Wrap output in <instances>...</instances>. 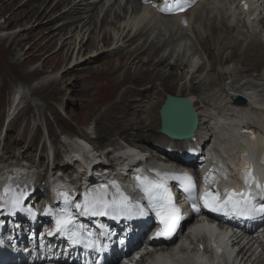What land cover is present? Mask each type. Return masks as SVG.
<instances>
[{
    "label": "rangeland",
    "instance_id": "rangeland-1",
    "mask_svg": "<svg viewBox=\"0 0 264 264\" xmlns=\"http://www.w3.org/2000/svg\"><path fill=\"white\" fill-rule=\"evenodd\" d=\"M40 1H44V5H41L43 2L41 3ZM58 1L0 0V32L11 30L5 32V34L10 33L11 36H4L0 33V80L1 75L4 73L3 71H5L10 80L14 78L16 85L13 86L14 84H12V86L20 92V95L22 89L29 90L34 95L43 97L46 103L45 107H40L39 111L35 113L33 112L34 109H29L22 102L21 105H24L23 109L19 115L14 116L13 112H11V104L15 88L10 85L11 83H7L8 79L6 78L4 81H0L3 83V87L0 89L1 160H4V156H2L3 151L5 156H9L10 158L24 155L25 159H32L35 163L40 145H42L44 164L46 163L47 158L44 152L45 150L48 151L49 148L48 144L46 146L45 143L43 144L47 139L37 125V117L46 119L49 142L58 147L59 150L62 149L59 140L60 136L66 135L78 139L86 138L83 131V127L85 126H87L86 129L92 131L97 127L98 137L91 140V146L93 147H97L95 145H98V147L101 145L102 147L107 144H118L117 137H122L129 143L145 146V141L139 140L136 142L133 131H127L125 135H119L123 128V123L118 118L113 117V114L120 113L122 105L126 107L129 103L133 102L136 106H144L143 109H137L136 114L139 111L143 112L145 109L146 113L142 116L146 117L149 115L146 122H150V126L153 127L154 122L158 121V115L155 114L157 111L153 110L154 107L151 108L153 103H158L159 100L162 103L164 93L188 96L187 94L196 92L197 86L200 88V90H197L199 94L197 102L201 100V103L208 107V118L203 121L209 127L212 142L215 141L217 134L216 131L212 132L211 129H215L217 116H220L219 112H223L226 115L227 111H229V107L224 105L228 94L220 90L226 82L231 83L230 98L235 87L237 88V85L243 82L240 77L238 79L241 81L232 78L230 81L218 82L221 77L219 76V71H217L213 72L211 76L208 74L209 82L201 81V78L194 77L198 85L194 83L195 81L191 83L185 82L184 74L181 80L172 81L170 78L165 79L166 72L170 67L167 69L160 68L159 58L155 60L156 63L153 62L154 59H148L147 51L149 49L146 52L144 51V47L147 44L144 41L147 40V36L141 37L139 42L134 37L130 44L124 43L127 38H123V41H116V38L125 35L127 31L130 32V35L134 34L129 28L123 29V26H125L123 19L133 18L130 13L136 5V9L140 10L138 6L139 0H128L127 3L118 0L115 4H113L115 0H110L111 3H108L109 1L106 0L97 7L96 12L93 10L92 13H90L91 5L87 6V8L81 6L79 10L80 17L72 20L69 19L70 17H65L59 19L60 21L55 19L49 25L47 24L49 21L68 10L73 3L75 4V0H71L69 3L56 5ZM109 4L112 6L109 7ZM107 9H109L108 15L103 16V12ZM124 9L126 12H124ZM86 16H91V19L88 21ZM3 21L5 22L4 25H2ZM120 22L122 26L119 25ZM62 26L63 31L59 32L57 30L52 37L53 31ZM212 26L217 27L215 24H212ZM75 27L78 30H74ZM118 28H121L120 31L117 30ZM69 31L73 32L69 33ZM207 34L208 31L205 33V37ZM182 35L184 36V34ZM206 38L210 40V37ZM63 41L65 42L63 43ZM261 42L264 44V40H261ZM133 43H135L134 46ZM174 44L171 42L168 47L173 49ZM127 45L129 46L126 47ZM137 45H140L142 48L140 50L143 52L141 60L139 58L134 59V55L132 54V56L130 53V48L137 47ZM77 48L80 51L79 56L73 59ZM178 49L180 51L181 48L178 47ZM245 49H243L245 52L243 50L239 52L240 58L244 57L243 59L236 58L239 61L236 62L237 68L234 70L242 69L241 64L248 67L251 66L252 62L245 59L248 52V49ZM94 52H97L99 56H96L94 59H88V62L82 64L83 59L89 55H95ZM205 52L208 58L213 55L212 51ZM179 53L186 57L184 52ZM255 53L252 52V55ZM155 55L153 54V57ZM158 55L159 57L163 56L161 52ZM171 56L175 57V53L172 52ZM68 57L71 63L63 67L65 62H68ZM147 59L149 62H147ZM172 62V59H170L167 64L171 65ZM74 63L80 64L68 70L61 76V80H58L59 73L68 69ZM161 67L166 66L162 65ZM59 69L60 72L55 73ZM159 69L161 70L159 71ZM186 71L187 68L185 69ZM171 72L174 73V69H171ZM213 77L216 83L213 82ZM224 79H228V76ZM103 83L105 84L104 86ZM115 89L120 90L115 97H110L109 95L107 98H105V95L101 97L102 91L106 93L108 90L113 91ZM183 90L184 93L182 94ZM100 98L103 100H100ZM145 100H150L151 106L148 104L141 105ZM218 103L222 104L221 108H218ZM63 105H65V109ZM149 107L150 109H147ZM152 111L154 113H151ZM8 118L9 121H7ZM97 118H99L98 125H96L98 122ZM124 122L125 126L127 122ZM155 123L158 126V123ZM250 123L258 127L255 120H250ZM263 127L257 129H262ZM1 134L6 136L3 149H1ZM90 137H93V135ZM150 141L152 142L150 146L156 142L158 145L161 144V147H165L163 139H161V142L159 140L153 142L151 139ZM48 158L51 159V154H49ZM58 165L65 168L63 160H60ZM52 167H56V165ZM49 168H51V165H49ZM67 174L73 175L71 172Z\"/></svg>",
    "mask_w": 264,
    "mask_h": 264
},
{
    "label": "bare ground",
    "instance_id": "bare-ground-1",
    "mask_svg": "<svg viewBox=\"0 0 264 264\" xmlns=\"http://www.w3.org/2000/svg\"><path fill=\"white\" fill-rule=\"evenodd\" d=\"M70 1L71 0H59L56 5L60 3L62 4L69 3ZM91 1L92 0H79L78 2H75V4L73 3V5L68 8V10L58 15L56 18L49 21L47 24L50 25V23L53 22L55 19L59 20L61 18L70 17L69 19L72 20V19H75L76 17H80L79 10L81 6H85L87 8V6L91 5L90 13H92L93 10L94 12H96L97 7L103 1H106V0H98L97 2L95 1L93 3H91ZM117 1L118 0H115L113 4H115ZM40 2L41 3L43 2L41 5H44V1H40ZM216 2L218 3V5L221 4V1L216 0ZM153 3L155 5L156 3L160 5L161 1H158L156 3L153 2ZM111 6L112 5L109 4V7ZM217 6L215 5L214 0H199L198 3H195L190 10H184L183 12L178 13L171 17V16H163L160 12L156 11L149 5H144L142 7L139 6L140 10L138 11L136 9L137 7L136 5V7L133 8V10L130 13L133 16V18L129 17L128 19L126 18L123 19L125 23V26H123V29L129 28L134 32V34L130 35V32L127 31L125 35L123 36L119 35L120 37L116 38L117 40L116 39L115 40L121 41L123 38L124 39L127 38V40L124 43L130 44L131 40H133L134 37L136 38V41L139 42L141 37L143 38L147 36V40L146 41L143 40L145 43H147L146 46L143 44L142 45L145 46L144 47L145 52L146 50L149 49L147 51L148 59L149 58L154 59L153 62L156 63L155 60L156 59L158 60L159 58L160 65L166 66V67L160 66V68L167 69L168 67H170L168 71L166 72L165 79L170 78L172 79V81L181 80L184 74L185 82H190V83L194 82L196 77L201 78V81L204 80L207 82L209 80V77H207L208 74H210L211 76L213 72L219 71V76L221 77V79L228 76V79L233 78L234 80L235 79L240 80L238 79L240 77L242 81L245 80V82H240L241 81L240 80L239 82L243 84L242 85L238 84L239 86L237 85V88L235 87L234 91L233 92L231 91L233 94L230 96V98L229 97L226 98L229 104L228 102H226L225 105L230 106L232 109L230 117H228V113H230V111H227L226 115H224L223 112H219L220 116H217V119H216L217 123H216L215 129H211L212 132L216 131L218 139L212 145L211 147L212 151L210 152V154L215 158H219L223 165L224 163H227V162L230 163V165L234 167V175H236V173L240 170L241 166L245 164V159L247 158H252L253 160L259 163H262V164L264 163V139L259 136H254V135L251 136L250 134L251 132L249 131L250 128L242 127L244 121L250 115H252L253 112L255 111L253 106L261 107V112H260L261 122L264 121V101L260 99V95L258 94L264 91V84L255 86V84L253 83L254 81L259 80L263 76L259 72L261 70H264V44L261 42V40H264V29L263 28L261 29L260 26H258V31L260 33V36H258L257 34L251 36V35H247L246 33H242L238 29L239 26H238L237 20H235L234 18L229 19L228 16L226 15L225 0H224V4L221 6L220 9L217 8ZM216 11L218 14L215 13ZM124 12H126L125 9H124ZM108 13H109V9L103 12V16H107ZM91 16L90 17L86 16V19L89 21L91 19ZM212 24L217 25V27H213ZM232 24L235 25V28L232 26ZM241 27L244 28L242 25ZM262 27L264 26L262 25ZM62 28L63 26L54 30L51 36L53 37V35L57 32V30H59V32H62L63 31ZM76 29L77 27H75L74 30ZM81 29H84V28H81ZM117 30L120 31L119 28ZM206 30L208 31V34L206 35V37H210V40H208L205 37V33L207 32ZM73 31H69V33H72ZM184 33L185 35L186 34L189 35V36L188 35L186 36L188 37V39L192 41L193 44L186 42L187 39L182 35ZM258 37L261 39H259ZM174 38H176V41L173 40ZM49 39H51V37H49ZM64 42L65 41H63V43ZM171 42L176 43L174 44L173 49H170L168 47ZM178 42L180 43L179 45L177 44ZM134 44L135 43H133V46ZM128 46L129 45H127L126 47ZM178 47L181 48L180 51ZM195 47H197V49ZM123 48L125 49V47ZM184 48L185 50L187 49L188 51H185ZM245 48L248 49L247 54L245 53L246 54L245 59L252 62L251 66L248 67L247 65L241 64L242 69L240 68L239 70H234L236 69L234 67L232 69V72H228L227 69L224 72L222 69L223 66L225 65L236 66L237 65L236 62H238L239 60L236 58L237 57L240 58L239 52ZM141 49L142 48L140 45H137V47H134V48H130V53L131 55L132 54L134 55V59L139 58L141 60V55L143 54V52L140 51ZM205 51H212L213 55L208 58ZM159 52H161V54L163 55L162 57H159L158 55ZM172 52L175 53V57L171 56ZM179 52H182V53L184 52L186 57L183 56V54H180ZM252 52H256V53L252 55ZM153 54H156V55L153 57ZM243 57L244 56H242L240 59H243ZM76 58L77 56L75 57V59ZM169 58L172 59L173 61L171 65L167 64L168 61L170 60ZM148 59H147V62H149ZM143 63L145 64V62ZM243 67H246V68H243ZM186 68H187V71L185 72ZM171 69H174L175 72L172 73ZM160 70L161 69H159V71ZM206 82L204 83L206 84ZM194 83L198 85L196 81ZM196 88L197 90H200L198 86ZM252 88L256 89L255 92L253 91ZM197 90L195 93L187 94L188 96L192 98L194 104L196 105L198 125H197V131L195 132L196 134L195 138H198V139L205 138L207 144H209L210 138H211V136L208 137L209 127L208 125L206 126V124H204L203 122V120L208 118V114H207L208 107L205 106L203 103H201V100L197 102L199 100V94ZM181 93L183 94L184 90ZM170 95H171L170 93H164L163 100H165L166 97ZM237 96L243 97L247 100V105L244 108H237L232 105L233 99L236 98ZM196 102L200 104L199 108ZM159 103L161 105V100H159ZM155 105L156 103H153L151 108H153ZM217 106L218 108H221L222 104L218 103ZM143 108L144 106L142 107L136 106V104L132 102V103H129L126 107L122 105L120 108V113L117 112L113 114L114 115L113 117H116V119L118 118L123 123V128L121 129L120 133L125 135L127 131H133L134 135L136 133L138 138H148L152 136L154 139L161 141L159 137V132H158L159 127H160L159 121H155L158 123V126H156V123L154 122L153 127H151L150 122L149 123L146 122L148 120L149 115L146 117L142 116L143 114L146 113L145 109L143 110L144 113L139 111V113L136 114L137 109H143ZM147 109H150V107ZM153 110L155 109L153 108ZM151 113H154V112L152 111ZM155 114L157 113L155 112ZM124 121L127 122L125 126H124V123H125ZM262 130L264 131V127L262 128ZM1 136H2L1 149H3L5 146L4 141L6 139V136L2 134ZM236 137L240 138L241 140L248 139V144H247L248 149H249L248 153L246 154H239V153L236 154L235 153V151L233 150L232 144L236 142ZM163 140L167 144V148L169 149H176V148L186 149L190 146L189 144L190 141L174 142L166 138H163ZM95 146L98 147V145H95ZM77 148L79 151L80 159L72 158L71 159L72 162H77L81 164L82 166H84L85 168L90 167L94 162L91 161V156L87 152V149H89L88 146H86L85 143H77ZM126 155H128L129 157L138 156L137 153L129 149L126 151ZM191 156H193V153L190 154V157ZM24 158H25L24 155H19L14 158H10L9 156H6L4 160L0 159V172L3 169V165L5 164L7 165L6 172L10 171L8 176L9 177L14 176L16 178V176L12 174L21 173L19 170L15 169V167L19 165L18 162L22 161ZM135 163L136 162H132L130 166L133 167ZM201 165H203V163H200V166ZM142 167H145V166L142 165L141 168ZM40 169L41 167H33L32 170H35V173H36L34 178L42 182L44 181L45 176L44 177L42 176L41 178V175L39 172ZM89 175H90V178L92 179L101 180L110 174L105 173L99 165H96L89 172ZM115 179L119 182L124 181L118 173ZM49 188L50 190H52L51 194L56 196L55 201L60 203V205L66 204L65 199H64L65 194H67L68 197H70L72 201L73 192L70 189V187L67 186L66 184H62L60 181H57V182L53 181L49 185ZM42 194H43L42 192L39 193V195H42ZM79 213L81 215L80 217L84 215L81 211ZM217 235L221 239L231 241L230 232H219ZM60 236L64 237V234H61ZM26 237H28V235H26ZM55 240L57 239L54 238L52 242H55ZM60 244H61L60 241L57 242V246H61ZM195 246H197V244H194V247ZM201 247H203L204 249L206 248L205 245H202ZM191 248L192 247H189L188 249H191ZM221 251L224 252V257L229 259L230 250L228 246L222 247ZM155 263L161 264V260L155 261Z\"/></svg>",
    "mask_w": 264,
    "mask_h": 264
},
{
    "label": "snow or ice",
    "instance_id": "snow-or-ice-1",
    "mask_svg": "<svg viewBox=\"0 0 264 264\" xmlns=\"http://www.w3.org/2000/svg\"><path fill=\"white\" fill-rule=\"evenodd\" d=\"M156 175L160 177L159 180H149L147 177H137V186L140 191L143 192V198L148 201L149 207L155 211L157 217L160 219L162 225L161 229L155 234L156 237H171L181 219V212L178 207L172 202L171 194L167 188V179L180 180L185 187V190L190 194L192 189L195 187L192 178L187 174L174 175V174H162L157 172ZM248 182L255 183L257 189L260 190L261 194H264V187L259 182L255 181L251 177V173L247 174ZM112 187L115 189L114 192H109L107 187L97 189L95 193H87L84 196L83 203L75 204V208L82 209L86 214L92 215H108L109 212L115 213H127L130 209H139L140 215L145 214V210L137 204H132L130 197L126 195L117 185L113 182ZM10 188H6L5 192H9ZM65 203L70 204L71 199L67 194L64 196ZM194 199V198H193ZM203 205L206 208H210L214 212L218 211H233L239 215L251 214L255 212L264 213V205L259 208L254 203V198L251 192H236L225 190L223 199L220 198V193L205 192L201 197ZM3 205H0L2 207ZM193 211H199V207L193 202ZM73 220L70 214L67 212L61 214L56 220V231L65 234L72 241L73 244L82 243V239L78 232L72 231L70 225ZM51 234V233H49ZM86 247L99 249L100 245L97 241H90L86 244Z\"/></svg>",
    "mask_w": 264,
    "mask_h": 264
},
{
    "label": "water",
    "instance_id": "water-1",
    "mask_svg": "<svg viewBox=\"0 0 264 264\" xmlns=\"http://www.w3.org/2000/svg\"><path fill=\"white\" fill-rule=\"evenodd\" d=\"M246 102L238 97L234 104L242 106ZM160 132L173 140H189L194 136L198 118L189 98L166 97L160 106Z\"/></svg>",
    "mask_w": 264,
    "mask_h": 264
}]
</instances>
